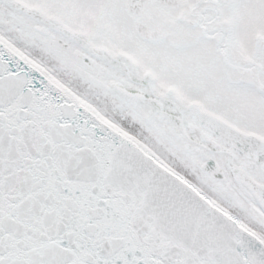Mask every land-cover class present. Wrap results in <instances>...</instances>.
Segmentation results:
<instances>
[{
    "label": "snow or ice",
    "instance_id": "1",
    "mask_svg": "<svg viewBox=\"0 0 264 264\" xmlns=\"http://www.w3.org/2000/svg\"><path fill=\"white\" fill-rule=\"evenodd\" d=\"M0 264H264V0H0Z\"/></svg>",
    "mask_w": 264,
    "mask_h": 264
}]
</instances>
